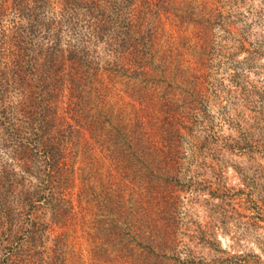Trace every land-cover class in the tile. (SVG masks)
<instances>
[{"label": "rangeland", "instance_id": "obj_1", "mask_svg": "<svg viewBox=\"0 0 264 264\" xmlns=\"http://www.w3.org/2000/svg\"><path fill=\"white\" fill-rule=\"evenodd\" d=\"M149 1L141 14L151 28V40L139 44L142 70L120 60L126 73L111 72L109 80L103 62L114 63L118 51L106 50L105 36L94 40L85 21L63 20L83 19V7L0 0V49L18 33L33 44L23 69L30 61L43 64L40 50L55 41L51 69L64 64V50L83 43L100 68L101 85L92 82L99 90L90 88L87 105L101 115L100 135L87 151L81 140L70 150L65 195L44 197L31 209L44 235L37 262L264 264V0ZM25 104L11 84L2 100L5 123L22 125L18 109ZM128 140L137 154L169 153L172 164L164 170L152 164L139 180L122 177L107 151L126 152ZM9 155L0 147V172L3 166L16 172L17 197L39 180L22 177V162ZM8 207L12 223L27 210ZM1 210L0 235L9 229ZM1 241L0 264H9Z\"/></svg>", "mask_w": 264, "mask_h": 264}, {"label": "trees", "instance_id": "obj_2", "mask_svg": "<svg viewBox=\"0 0 264 264\" xmlns=\"http://www.w3.org/2000/svg\"><path fill=\"white\" fill-rule=\"evenodd\" d=\"M41 2L43 3L44 0ZM61 2L83 7L84 18L79 20L76 14L65 17L63 20L67 25L74 26L85 21L89 34L93 35L94 40L105 36L106 50L110 52L114 49L115 53L118 51L114 63L110 64L106 60L103 62L104 69L108 68L109 80L112 76L111 72L121 75L126 73L121 69L124 64L119 63L120 60L135 64L138 66L137 69L142 70L144 57L139 50V44L151 40V28L145 27L142 20L148 9L145 8L150 6L149 0H61ZM138 2L140 5L137 4ZM34 27L32 25L33 31ZM87 45L83 43L78 47H72V50H64L67 51L66 56H63L64 64L60 63L58 68L53 69L51 66L56 57V41L40 50L43 54V64L30 61L29 69H23L25 61L26 63L28 61L24 53L29 51L33 44L24 41L19 33L13 36L7 47H3L4 50L0 49V64L2 59L5 60L4 71L0 70V135L3 136L0 139V147L8 149L9 156L22 162L20 166L22 177L36 176L39 180L38 186L34 185L31 190L22 187L21 191L16 193L17 197L12 196L11 192L16 183L14 178L17 174L6 171L4 166L1 168L0 208L4 223L9 224L6 233L0 235L1 242L6 244V253H3L4 263L40 264L37 262L39 255L37 250L42 246L44 235L39 219L31 209L44 197L52 200L55 194L65 195L63 189L66 188L64 186L69 182L72 172L67 164L70 150L74 148L76 150L75 143L81 140L87 151L88 141L94 137V134L100 135L103 124L101 115L95 112V107L87 108L88 91L93 88L96 91H92L96 93L101 85V80L98 79L100 74L96 72L100 68L91 59L92 49ZM148 45L146 42L143 47ZM67 47L70 45L68 44ZM31 66L34 67L30 77H27ZM13 67L15 71L18 69V73L13 72ZM13 74H16L15 78ZM92 82H96L99 86L92 87ZM11 84L14 89L24 93L27 100V104L24 105L27 107L18 109V114L25 116L19 127L4 121L5 110L2 100ZM91 109H94L92 113L89 111ZM12 112L17 115V111L12 110ZM108 136L111 137V134ZM111 139L114 141L113 137L107 141ZM131 140L124 145L126 152H120V148L107 151L108 159L115 169H119L122 177L131 175L132 179L137 177L139 180L143 177V173L140 172L151 171L149 166L152 164L155 169L163 170L172 164L174 158L167 152L139 150L137 154V151L132 150L135 145H131ZM10 203L27 209L24 216L19 212L18 215L22 219L16 217L14 223L11 221L15 216L14 210L11 211L8 207Z\"/></svg>", "mask_w": 264, "mask_h": 264}]
</instances>
